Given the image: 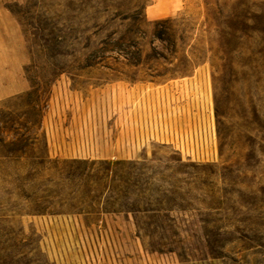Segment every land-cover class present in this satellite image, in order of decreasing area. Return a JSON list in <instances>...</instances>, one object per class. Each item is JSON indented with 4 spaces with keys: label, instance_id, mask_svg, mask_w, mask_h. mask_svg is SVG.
<instances>
[{
    "label": "rangeland",
    "instance_id": "rangeland-1",
    "mask_svg": "<svg viewBox=\"0 0 264 264\" xmlns=\"http://www.w3.org/2000/svg\"><path fill=\"white\" fill-rule=\"evenodd\" d=\"M123 103L215 157L115 155ZM0 264H264V0H0Z\"/></svg>",
    "mask_w": 264,
    "mask_h": 264
},
{
    "label": "built area",
    "instance_id": "built-area-1",
    "mask_svg": "<svg viewBox=\"0 0 264 264\" xmlns=\"http://www.w3.org/2000/svg\"><path fill=\"white\" fill-rule=\"evenodd\" d=\"M193 104L123 103L121 111L114 108L108 146L115 155L138 156L147 154L153 145H169L182 157L212 160L216 155V138L209 118L197 119L192 113L181 119L175 112Z\"/></svg>",
    "mask_w": 264,
    "mask_h": 264
},
{
    "label": "bare ground",
    "instance_id": "bare-ground-1",
    "mask_svg": "<svg viewBox=\"0 0 264 264\" xmlns=\"http://www.w3.org/2000/svg\"><path fill=\"white\" fill-rule=\"evenodd\" d=\"M151 13V11L150 10H148V14H150Z\"/></svg>",
    "mask_w": 264,
    "mask_h": 264
}]
</instances>
